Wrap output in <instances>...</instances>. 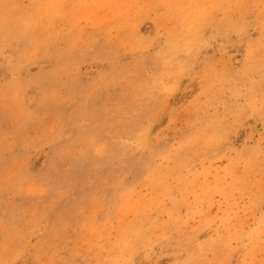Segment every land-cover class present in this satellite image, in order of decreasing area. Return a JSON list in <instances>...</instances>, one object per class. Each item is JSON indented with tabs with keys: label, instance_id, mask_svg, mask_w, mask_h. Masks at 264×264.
<instances>
[{
	"label": "rangeland",
	"instance_id": "rangeland-1",
	"mask_svg": "<svg viewBox=\"0 0 264 264\" xmlns=\"http://www.w3.org/2000/svg\"><path fill=\"white\" fill-rule=\"evenodd\" d=\"M0 6V264H264V0Z\"/></svg>",
	"mask_w": 264,
	"mask_h": 264
},
{
	"label": "bare ground",
	"instance_id": "bare-ground-1",
	"mask_svg": "<svg viewBox=\"0 0 264 264\" xmlns=\"http://www.w3.org/2000/svg\"><path fill=\"white\" fill-rule=\"evenodd\" d=\"M0 7H1V6H0ZM130 226H131V225H130ZM135 227H136V226H135ZM132 228H133V227H132ZM134 230H135V229H134ZM132 233H133V232H132ZM132 233H131V234H132ZM133 236H134V235H133ZM133 239H134V238H133ZM135 240H136V239H135Z\"/></svg>",
	"mask_w": 264,
	"mask_h": 264
}]
</instances>
